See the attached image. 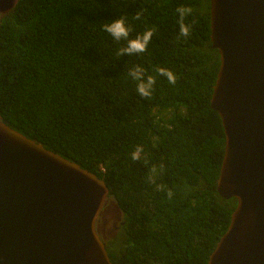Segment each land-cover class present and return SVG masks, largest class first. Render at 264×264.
I'll return each mask as SVG.
<instances>
[{"label": "trees", "instance_id": "trees-1", "mask_svg": "<svg viewBox=\"0 0 264 264\" xmlns=\"http://www.w3.org/2000/svg\"><path fill=\"white\" fill-rule=\"evenodd\" d=\"M180 6L191 9L186 37ZM210 10L211 0H19L0 15V119L105 182L124 222L105 241L113 264H208L230 224ZM118 17L130 39L154 30L145 52L119 55L127 42L103 28ZM137 66L156 81L148 98L129 75Z\"/></svg>", "mask_w": 264, "mask_h": 264}, {"label": "water", "instance_id": "water-1", "mask_svg": "<svg viewBox=\"0 0 264 264\" xmlns=\"http://www.w3.org/2000/svg\"><path fill=\"white\" fill-rule=\"evenodd\" d=\"M18 2L0 0V15ZM210 13V104L225 134L217 191L237 204L208 264H264V0H211ZM110 198L95 174L0 119V264H113L97 231Z\"/></svg>", "mask_w": 264, "mask_h": 264}, {"label": "clouds", "instance_id": "clouds-1", "mask_svg": "<svg viewBox=\"0 0 264 264\" xmlns=\"http://www.w3.org/2000/svg\"><path fill=\"white\" fill-rule=\"evenodd\" d=\"M177 13L179 16L178 23H179L180 35L186 37L189 35L190 28L189 26L185 25L184 20L187 15L191 14V9L184 7V6H180L177 8ZM136 18L139 19V16H137ZM103 28H104V31L109 33L115 41L119 42L121 40H124L127 42L126 46L122 47L119 50V55L122 57L125 55H133V54L145 52L147 50L149 43L151 42L152 36L154 35V30L148 29L144 33L137 35L134 39H130L129 36H130V32L132 29L126 24V21L123 17H118L114 20H111L105 23ZM158 72L161 76L166 77L170 84L174 85L176 83V75L171 70L166 69V68H159ZM129 75L134 80L138 81L137 88H136L138 95L143 98L150 97L153 85L156 83L155 79L152 76H147V78H145L144 69L140 66H137L132 71H130ZM140 151H142V149L138 147L136 151L132 154L133 160L138 159V155ZM172 195L173 193L171 192V190H169L168 192L169 198H171ZM109 202L114 203L115 206L117 207L118 212L120 214L121 213L123 214V212L119 209L115 201L111 200L110 198ZM106 206L104 208L103 213L105 212ZM103 213L101 214L102 217H103ZM122 220H119V221L121 222ZM122 223L124 222H121V225ZM116 224L117 222L115 223L114 234L119 230V227H116L117 226ZM116 228H118L117 231H116ZM100 232H98V234L101 237ZM105 241L106 240H104V242Z\"/></svg>", "mask_w": 264, "mask_h": 264}, {"label": "rangeland", "instance_id": "rangeland-1", "mask_svg": "<svg viewBox=\"0 0 264 264\" xmlns=\"http://www.w3.org/2000/svg\"><path fill=\"white\" fill-rule=\"evenodd\" d=\"M103 220H107L108 223L105 227L101 225V237L107 240L114 234L115 223L119 221V212L114 203L108 202L105 212L103 213Z\"/></svg>", "mask_w": 264, "mask_h": 264}, {"label": "flooded vegetation", "instance_id": "flooded-vegetation-1", "mask_svg": "<svg viewBox=\"0 0 264 264\" xmlns=\"http://www.w3.org/2000/svg\"><path fill=\"white\" fill-rule=\"evenodd\" d=\"M123 219V214L119 213V220H122ZM108 221L107 220H103V217L101 216L98 223H97V230L98 232H100V228H101V225L103 226V228L105 229L106 225H107Z\"/></svg>", "mask_w": 264, "mask_h": 264}]
</instances>
